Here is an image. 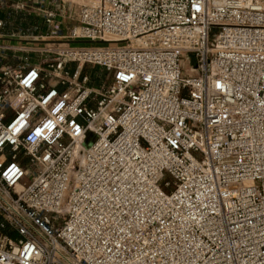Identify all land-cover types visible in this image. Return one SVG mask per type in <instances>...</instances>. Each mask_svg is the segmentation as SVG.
<instances>
[{
    "label": "built area",
    "instance_id": "1",
    "mask_svg": "<svg viewBox=\"0 0 264 264\" xmlns=\"http://www.w3.org/2000/svg\"><path fill=\"white\" fill-rule=\"evenodd\" d=\"M70 18L0 65V264H264V0Z\"/></svg>",
    "mask_w": 264,
    "mask_h": 264
},
{
    "label": "crops",
    "instance_id": "2",
    "mask_svg": "<svg viewBox=\"0 0 264 264\" xmlns=\"http://www.w3.org/2000/svg\"><path fill=\"white\" fill-rule=\"evenodd\" d=\"M24 5V9L18 6ZM76 5L66 0H0V44L10 46L0 50V65L4 57H27L30 63H38V53H27L23 50L28 46L42 48L44 41H57L66 33L72 24L70 15ZM41 10L53 11L55 22L45 20ZM105 72L103 68H100Z\"/></svg>",
    "mask_w": 264,
    "mask_h": 264
},
{
    "label": "rangeland",
    "instance_id": "3",
    "mask_svg": "<svg viewBox=\"0 0 264 264\" xmlns=\"http://www.w3.org/2000/svg\"><path fill=\"white\" fill-rule=\"evenodd\" d=\"M63 1V0H61ZM70 3H73L74 5H79V4H83V3H87L89 0H66ZM60 40V39H58ZM44 43H46V45H43L42 47H53L54 46V43L55 41H44ZM192 65L196 66V61H192L191 63ZM71 69H75L76 68V64H71ZM187 66V64H186ZM101 67H93V66H90V65H85L84 69H83V73L84 74H88L89 76H91V83H96L98 80L95 79L93 80L92 79V75H96V77L98 78H103V80L106 82L107 85L111 84L112 82V76L110 74H108L106 71L105 72H102V70L100 69Z\"/></svg>",
    "mask_w": 264,
    "mask_h": 264
},
{
    "label": "trees",
    "instance_id": "4",
    "mask_svg": "<svg viewBox=\"0 0 264 264\" xmlns=\"http://www.w3.org/2000/svg\"><path fill=\"white\" fill-rule=\"evenodd\" d=\"M98 77H96V75L94 74V75H92V79L93 80H95V79H97ZM0 220H1V218H0Z\"/></svg>",
    "mask_w": 264,
    "mask_h": 264
}]
</instances>
